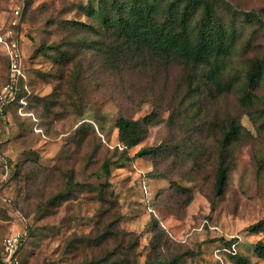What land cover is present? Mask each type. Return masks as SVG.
I'll return each mask as SVG.
<instances>
[{
    "label": "rangeland",
    "instance_id": "1",
    "mask_svg": "<svg viewBox=\"0 0 264 264\" xmlns=\"http://www.w3.org/2000/svg\"><path fill=\"white\" fill-rule=\"evenodd\" d=\"M212 1L224 28L232 29L224 76L234 85L227 93L205 87V69L189 86L179 63L135 70L120 91L108 70L97 74L107 78L99 89L94 82L87 90L70 77L59 82L52 52L42 49L60 36L46 26V16L86 21L78 5L87 0H0V28L19 21L28 110H36L28 122L15 104L0 107V246L7 234L26 233L22 264H143L150 253L166 261L182 255L179 264H217L219 256L237 264L217 252L220 239L225 244L232 237L250 264H264L256 252L257 241H264V69L254 88L245 85L250 65L258 58L264 63V0ZM197 12L194 22L202 19L204 5ZM4 55L0 45V88L8 71ZM248 90L252 102L243 101ZM155 109L159 117L144 141L128 153L114 147L119 117L139 118ZM230 116L241 122V134L231 147L225 190L217 194L221 127ZM36 122L42 131L35 130ZM153 145L161 146L157 154L134 157ZM29 158L35 163L19 181L16 164ZM115 159L107 174L104 164ZM154 175L161 178L151 184ZM141 181H149L146 197ZM154 216L167 233L155 231ZM189 250L195 254L187 255Z\"/></svg>",
    "mask_w": 264,
    "mask_h": 264
},
{
    "label": "trees",
    "instance_id": "2",
    "mask_svg": "<svg viewBox=\"0 0 264 264\" xmlns=\"http://www.w3.org/2000/svg\"><path fill=\"white\" fill-rule=\"evenodd\" d=\"M201 4L204 5L203 17L194 22ZM78 6L86 15V21L63 18L54 13L50 14L48 18L46 16V26L58 31L60 36L50 43L43 44L42 49L46 54L52 52L54 60L57 62L55 74L58 76L59 82L70 77V79L77 80V83L81 81V86L87 90L94 82L99 89V83L107 78L104 74L99 77L97 74L108 70L112 78L109 77V81H113L120 91L124 86L123 78L135 70L149 66V64L168 67L179 63L186 69L189 86L193 84L194 75H198L200 69H205L206 71L200 78L205 87L210 89V92L212 90L218 93L231 91L234 81L226 80L224 69L227 63L226 58L232 52L230 43L232 29L224 28V23L217 14L215 3L212 0H97V4H94L93 0H87L85 4ZM25 9L26 7L23 6V13ZM46 9L44 10L47 13H44L48 15L50 8ZM87 51H89L88 54ZM4 56L8 62L5 84L9 77V59L6 54ZM263 69V60L256 59L247 71L246 87L252 89L260 82ZM29 84V77L25 71V76L21 77L19 81L16 97L11 101L0 103V107L6 109L15 104L16 114L25 115L24 119L31 122L32 119L29 116H33L36 110L35 107L32 108L33 111L28 110ZM56 87L58 88V85ZM252 96L251 90H248L243 101L252 102ZM41 101L47 105L46 98ZM158 117L159 113L156 109L139 118L128 115L119 117L116 122L119 140L114 147L128 153L130 149L144 141L149 126L155 123ZM85 122L81 123L78 131L81 130V127L84 129ZM222 123L220 159L217 163L215 177L217 194H221L225 190L231 167V147L233 141L240 136L242 127L239 119L234 116H230ZM34 124L32 125L35 130L42 131L43 127L39 122ZM160 147L155 145L142 147L134 157L155 155L160 151ZM20 160L16 164L19 181L22 178L26 179V175L30 172L27 166L35 163L30 158ZM109 162L106 161L104 164L105 170H108L107 174L110 172L111 163L117 164V160ZM153 178H156V175L150 177L149 180H153ZM148 182L141 181L145 197L148 195ZM147 198L146 206L149 207V204L152 205V200L148 196ZM150 211L154 212L153 209ZM154 219L155 231L161 230L162 233H167L166 227L155 216ZM261 225L262 221L255 223L251 228L257 230ZM24 239L20 245L19 253ZM220 240L219 249L233 257L235 263L250 264V261L238 251L239 239L237 237L225 240V244L222 243V238ZM139 242V237H135V244ZM155 243L153 240V247L156 246ZM234 245L236 246L235 250ZM134 247V245L130 246V248ZM154 251L156 252V247ZM256 252L264 257V241H257ZM194 254L191 250L187 253V255ZM160 257L156 258L154 254L150 253L143 264H179L182 255L175 254L167 261L164 256ZM217 264H225L223 257L218 258Z\"/></svg>",
    "mask_w": 264,
    "mask_h": 264
},
{
    "label": "built area",
    "instance_id": "3",
    "mask_svg": "<svg viewBox=\"0 0 264 264\" xmlns=\"http://www.w3.org/2000/svg\"><path fill=\"white\" fill-rule=\"evenodd\" d=\"M14 13L17 18L20 14V7L16 8ZM18 22V19H13L6 27L0 29V43L4 46L5 54L9 59V77L0 89V103L11 101L16 97L19 81L25 76L23 52L16 38ZM25 234L22 231H14L4 237L0 248V264H21L19 248ZM233 248L235 250L236 246L234 245ZM218 251L221 250L217 249Z\"/></svg>",
    "mask_w": 264,
    "mask_h": 264
},
{
    "label": "crops",
    "instance_id": "4",
    "mask_svg": "<svg viewBox=\"0 0 264 264\" xmlns=\"http://www.w3.org/2000/svg\"><path fill=\"white\" fill-rule=\"evenodd\" d=\"M1 29V28H0ZM0 45L2 46V48H3V50H4V53H5V48H4V46L0 43ZM153 180H157V182L159 181V179H157V178H153ZM153 180L152 179H150V182H151V184L153 183ZM155 187H156V185H155Z\"/></svg>",
    "mask_w": 264,
    "mask_h": 264
}]
</instances>
